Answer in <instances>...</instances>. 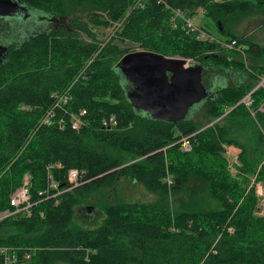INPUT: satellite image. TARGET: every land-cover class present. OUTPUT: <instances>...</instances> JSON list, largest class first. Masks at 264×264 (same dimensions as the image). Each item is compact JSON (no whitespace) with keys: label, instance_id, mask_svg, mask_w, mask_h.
<instances>
[{"label":"trees","instance_id":"obj_1","mask_svg":"<svg viewBox=\"0 0 264 264\" xmlns=\"http://www.w3.org/2000/svg\"><path fill=\"white\" fill-rule=\"evenodd\" d=\"M21 1L59 23L12 41L0 63V213L13 210L10 196L25 174L31 204L29 213L0 219V247L17 250L19 260L29 254L27 264H264V215L256 213L264 138L255 122L264 125V88H255L264 45L236 30L251 16L264 24V0ZM197 9L216 24L219 40L235 39L242 53L197 40L184 21ZM108 27L100 40L99 29ZM123 43L198 62L210 96L181 121L135 111L116 68L131 52ZM250 91L247 107L240 100ZM53 93L68 101L41 124ZM198 106L203 122L191 115ZM81 110L85 124L74 130L70 116ZM111 116L117 126H103ZM225 145L239 149L234 173ZM71 168L85 176L68 189ZM121 178L155 199H109ZM83 204H100L97 225L75 220Z\"/></svg>","mask_w":264,"mask_h":264},{"label":"water","instance_id":"obj_2","mask_svg":"<svg viewBox=\"0 0 264 264\" xmlns=\"http://www.w3.org/2000/svg\"><path fill=\"white\" fill-rule=\"evenodd\" d=\"M0 6L7 11L0 17H11L17 11L34 13L21 0H0ZM218 26L221 31L223 24L218 21ZM116 68L131 83L125 96L132 108L154 120H184L192 106L210 96L201 81V65L191 59L136 49L124 54Z\"/></svg>","mask_w":264,"mask_h":264},{"label":"rangeland","instance_id":"obj_3","mask_svg":"<svg viewBox=\"0 0 264 264\" xmlns=\"http://www.w3.org/2000/svg\"><path fill=\"white\" fill-rule=\"evenodd\" d=\"M36 13V12H35ZM38 20V21H36ZM34 20V24H30L28 28L26 29V33H23V35L28 34V31L30 30H35L36 28L41 25L43 28L50 27L54 28L57 27L54 23V21H50L47 19H44L43 17L37 16V19ZM191 20L193 24L203 27L204 29L212 32L216 38L223 40L219 33L216 30V24L211 21L208 17L204 16L203 12H197L194 16L191 17ZM21 23L22 21L19 19L18 21ZM60 22L62 24L67 23V19H61ZM4 24L6 23H0V31L1 33H4L5 40H18V36H11V32H14L13 30L16 29H9L8 27H5ZM14 28V27H13ZM237 33H243V34H249V37L251 40L256 41L262 45H264V24L260 25V17L259 16H251L243 19L240 24L236 28ZM112 32V28L108 27L105 30L99 29V39L100 40H105L107 36ZM23 38V37H22ZM103 42V41H102ZM105 42V41H104ZM123 48L130 49L131 51H134L137 49V47L134 44L131 43H123L121 44ZM127 80L123 77L122 82L124 85V88L126 90L131 89V85L126 82ZM226 82H229L227 79ZM194 106H192L188 112H191V109H193ZM197 109V110H196ZM192 117L200 122L204 121L203 115V108L197 107L195 108L194 112L191 114ZM233 153L226 155L228 160L230 162L235 158V155L238 154L239 149L238 148H233ZM232 173H234V170H232ZM256 194L259 197L258 201V206H257V211L256 213L258 215H264V181L259 182L256 184ZM111 198L109 199H117V200H123V201H143V202H149L153 201L155 199V195L149 193L143 186H141L138 183H135L133 181L127 180L125 178H121L118 180V182L115 185L114 192L110 196ZM91 205H81L78 206L76 209V214H75V220L78 221L80 224L84 226H95L99 223L101 217L103 216L101 212V207L100 204H97L96 208L89 209ZM57 264H62V263H57Z\"/></svg>","mask_w":264,"mask_h":264},{"label":"built area","instance_id":"obj_4","mask_svg":"<svg viewBox=\"0 0 264 264\" xmlns=\"http://www.w3.org/2000/svg\"><path fill=\"white\" fill-rule=\"evenodd\" d=\"M145 1L146 0H136L135 6H137V5L141 6ZM201 11H202V9H197V12H201ZM174 17H183V14H181L180 11H175ZM123 20H124V18L121 19L119 22H117L114 25L119 26ZM184 21H185L186 28L194 34V36L197 40L216 41V42L220 43L222 46H225L226 48H236L239 52L242 53L243 47L241 45H238L235 39L231 40L230 42L221 41L218 38H216L212 32H209V31L205 30L204 28L193 24L191 18H189V19L184 18ZM258 87L264 88V74H261L259 76V81L256 84L255 88H258ZM251 92L252 91L248 92L240 100V102H242L247 107H250V105L252 103V99L250 96ZM52 96L55 97V102L53 104L52 109L48 110L44 114V116L42 117L41 124L49 125L52 121V117L56 113V108L61 107L63 104H65L68 101V97L65 94L53 93ZM258 110L264 111V102H262L259 105ZM84 114H85V110H81L79 113L71 114L70 125H71L72 129L79 130L81 128V126H83L85 124V121L83 119ZM254 114L255 113L253 111H251V115L253 117H254ZM61 121H63L62 117L60 119V122ZM255 122H256L257 128L260 130V132L264 138V125L262 123H260L259 121H257L256 119H255ZM102 124H103V126L112 128V127H116L118 122H117L115 117L111 116V117L104 118L102 120ZM224 147H225L224 155H225L227 162H228V168L230 169L231 172H232V170H234V172H235L234 165L237 163V155L238 154L235 155V158H233V160L231 162H230V160H228L226 155L233 153V149L231 147H233V148H236V147L231 146V145H225ZM183 148L185 150H190V145H189L187 140H184ZM50 168H52V165H49L47 167V169H50ZM84 176H85V172L83 170H79L76 168L69 169L67 172L68 189H71V188L77 186L79 183H81L84 180ZM49 178L52 179V176L50 174H49ZM29 179H30V176L28 174H25L23 176L21 185L10 196V205L13 207V210H11V211L6 210V211L0 213V219H2L3 217H6L8 215H11L13 213H17L19 211H24V212L29 213V208L31 205L29 203V192H28ZM51 185L55 187L54 183H52ZM0 254L3 255V264H16V263L27 264V261L29 260V257H30L29 254L25 253L22 256V259L19 260L18 251L13 250L11 248H7V247H0Z\"/></svg>","mask_w":264,"mask_h":264},{"label":"flooded vegetation","instance_id":"obj_5","mask_svg":"<svg viewBox=\"0 0 264 264\" xmlns=\"http://www.w3.org/2000/svg\"><path fill=\"white\" fill-rule=\"evenodd\" d=\"M4 12H7V11L5 10L4 7L0 6V13H4ZM37 16L49 19V17L47 15L40 14V13H37V12L36 13L35 12L34 13H30V12L27 11V12L23 13L22 11H17L11 17H0V23H2V24L6 23L8 26L10 24V28H9L10 30L11 29H16V30H13L14 32H11V34H12L11 36H15V37L18 36V35L19 36H23V33L27 32L26 29L28 28V26L30 24L32 25V24L35 23L34 20L37 19ZM19 19L22 21L21 23L18 22ZM36 21H38V20H36ZM49 29H51V28L47 27V26L45 28H43L41 25H39V27L36 28L35 30L28 31V34L29 33H35V32H38V31H43V30L47 31ZM5 37H7V36H5L4 33H1V31H0V63L5 60V58L7 56V53H8V48H9L10 44L12 43V41H14V40L6 41ZM4 47H7L6 51L4 50Z\"/></svg>","mask_w":264,"mask_h":264}]
</instances>
